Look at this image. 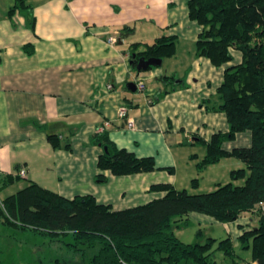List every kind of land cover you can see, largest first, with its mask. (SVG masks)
<instances>
[{"label":"crops","instance_id":"0c3cea01","mask_svg":"<svg viewBox=\"0 0 264 264\" xmlns=\"http://www.w3.org/2000/svg\"><path fill=\"white\" fill-rule=\"evenodd\" d=\"M15 1L0 0V193L7 192L0 202L34 181L69 199L90 195L110 210H123L165 194L151 185L207 192L245 166L235 156L198 166L211 136L229 129L224 112L206 108L207 100L217 99L229 63L215 67L195 56L201 26L189 17L188 0H26L33 8L34 29L20 12L8 15ZM164 34L176 37L175 55L158 67L133 69L130 44H151ZM173 74L176 83L182 78L187 86L171 89V83L161 80ZM138 81L146 85L144 91L137 88ZM130 82L136 90L128 87ZM165 87L169 92L155 102ZM121 105L133 127L118 116ZM97 129H105L119 148L154 157L157 169L126 175L100 169L102 148L89 141ZM48 132L57 134L62 145L68 141L70 149L54 148ZM250 144L246 130L225 140L222 148ZM21 166L26 176L4 183V176L15 177ZM99 174L104 182L95 179ZM187 217L213 223L198 212ZM242 219L222 222L234 246L241 230L254 225L249 217L248 226H241Z\"/></svg>","mask_w":264,"mask_h":264},{"label":"trees","instance_id":"16d2710c","mask_svg":"<svg viewBox=\"0 0 264 264\" xmlns=\"http://www.w3.org/2000/svg\"><path fill=\"white\" fill-rule=\"evenodd\" d=\"M188 13L197 21L201 31L195 41V56L205 57L215 67L224 66L240 53V60L228 64L217 88V99L206 101V108L224 112L229 129L211 136L205 157L199 168L218 162L225 156H235L244 167L230 172V181L220 183L207 192L192 193L178 189L170 183L151 185L153 190H163L162 197L145 204L123 210H110L96 203L90 195L72 199L46 189L34 181L0 203V219L4 225L22 230H32L55 237H71L65 245L80 252L85 264H218L215 250L220 249L231 258V264H264V215L257 224L243 229L237 237V247L250 251L246 259L237 254L231 238L217 241L207 237L203 242H183L175 228L189 224L187 215L198 212L217 221H236L243 212L255 213L257 205L264 203V0H188ZM20 12L26 24L34 29L33 8L26 0H16L9 8L11 17ZM28 53L32 50L25 46ZM176 52V37L161 35L151 44L131 43V67L137 71L140 59L172 57ZM158 67L149 65L145 70ZM177 76H162L171 89L187 86L185 79L175 82ZM170 89L159 90L154 101H159ZM39 128H45L35 121ZM249 130L251 144L231 151L222 148L225 140L234 139L238 132ZM47 139L54 148L64 146L59 136L48 132ZM99 145L102 153L97 166L114 175L150 172L157 169L152 156L138 157L125 148H119L109 138L105 129H97L89 140ZM18 171V167H16ZM171 171V168H167ZM4 183L19 178L4 176ZM104 182L106 177L96 175ZM242 179L240 184L236 180ZM193 179V185H196ZM259 211V209L257 210ZM200 232V231H199ZM218 243L216 248L213 247ZM93 250L87 253L86 249ZM54 264H74L56 259Z\"/></svg>","mask_w":264,"mask_h":264},{"label":"rangeland","instance_id":"374dc122","mask_svg":"<svg viewBox=\"0 0 264 264\" xmlns=\"http://www.w3.org/2000/svg\"><path fill=\"white\" fill-rule=\"evenodd\" d=\"M233 54L235 59L229 64H235L240 60V53L237 50H233ZM238 183L240 184L242 181ZM4 194L7 192L0 193V198ZM258 209L259 211H257ZM257 210L255 213L246 211L248 214H245L247 215L244 216L245 218L241 214V218H243L241 221L244 222L241 226H248L249 217H252L254 225L257 224L259 216L264 215V206L257 205ZM211 219H213V223L207 221L199 224L194 217L188 218L190 223L181 228L176 227L175 234L186 243L203 242L207 237H215L217 241L227 237L225 231L227 226L217 220L214 222V218ZM249 226L251 227L252 224ZM70 238L63 236L53 238L32 230L7 226L0 219V264H54L56 259H63L74 264H85L88 256L83 259L80 252H76L65 245V242L69 241ZM235 243H238L237 240ZM217 246L218 243L216 242L213 247L216 248ZM235 250L244 258H250V251L240 250L237 245H235ZM86 251L93 253V250L89 248ZM214 257L218 264H231L232 262L231 258L225 256L220 249L215 250Z\"/></svg>","mask_w":264,"mask_h":264},{"label":"built area","instance_id":"2783aa9c","mask_svg":"<svg viewBox=\"0 0 264 264\" xmlns=\"http://www.w3.org/2000/svg\"><path fill=\"white\" fill-rule=\"evenodd\" d=\"M109 41L113 43V42H115V38L110 37ZM106 88L111 89L112 85L108 84L106 86ZM137 88L141 91H144L146 88V85L142 81H138L137 82ZM118 116L125 120V123L128 127H133V121L130 118H127V107H126V105L119 106ZM17 172H18V175L21 177H25L27 174V171H26L25 167H23V166L19 167ZM259 206H264V203H260Z\"/></svg>","mask_w":264,"mask_h":264},{"label":"water","instance_id":"95a60500","mask_svg":"<svg viewBox=\"0 0 264 264\" xmlns=\"http://www.w3.org/2000/svg\"><path fill=\"white\" fill-rule=\"evenodd\" d=\"M162 64V59L160 58H154V57H150L148 59H140L137 68L140 69H146L147 66L149 65H156V66H160ZM128 87L131 90H136V84L134 82H130L128 84Z\"/></svg>","mask_w":264,"mask_h":264}]
</instances>
